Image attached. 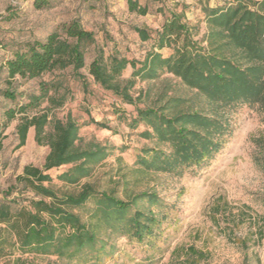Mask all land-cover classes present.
<instances>
[{
    "label": "rangeland",
    "instance_id": "374dc122",
    "mask_svg": "<svg viewBox=\"0 0 264 264\" xmlns=\"http://www.w3.org/2000/svg\"><path fill=\"white\" fill-rule=\"evenodd\" d=\"M35 1L0 0V91L11 89L17 93L14 101L0 94V191L14 183L26 165L42 166L45 162L49 146L37 143L34 128L29 130L25 145L17 148L20 114L7 121L6 111L16 108L29 95L40 93L42 83H47L53 101L45 99L29 114L49 112L52 121L71 115L80 125L77 145L83 150L102 148L106 153L93 176L82 183L96 182L99 190L108 192L117 189L118 197L127 201L131 198L123 192V185H118L126 173L133 181L129 187L132 195L155 193L159 197L158 203L139 200L130 210L131 214L136 208L154 212L161 221L157 235L138 242L108 232L105 238L115 249L105 264L178 263L188 257L186 249L190 246L202 252L199 264H264V114L258 105L219 107L166 70H160L152 79L136 78L130 92L134 97L141 94V98L132 105L96 83L86 68L80 70L82 76L69 67L32 80L18 77L11 81L4 69L5 61L22 43L43 39L73 19H79L96 36V43L88 48L87 63L100 50L105 56L115 54L143 61L154 41H142L134 28L144 27L155 36L171 13L183 15L193 27L195 39L205 46L208 30L204 7L234 0H136L147 6L146 15L130 12L127 0H47L49 6L43 9L36 8ZM161 52L166 57L173 49ZM132 72L130 66L124 71L122 84ZM138 108L170 116L193 110L217 113L223 115L229 130L219 151L201 165L184 167L181 172L155 167L148 172H134L146 151L169 155L173 150L170 142L145 135V131H153L145 121L132 126ZM148 155L150 161H155L150 157L153 153ZM68 167L49 171L55 187L65 186L57 176ZM110 175H118L114 183L108 180ZM28 259L39 264H67L55 256Z\"/></svg>",
    "mask_w": 264,
    "mask_h": 264
},
{
    "label": "trees",
    "instance_id": "16d2710c",
    "mask_svg": "<svg viewBox=\"0 0 264 264\" xmlns=\"http://www.w3.org/2000/svg\"><path fill=\"white\" fill-rule=\"evenodd\" d=\"M127 3L130 12L148 13L147 6L136 0ZM35 6L43 9L49 3L37 0ZM204 13L208 30L205 46L195 39L193 27L181 14L171 13L155 36L144 27H135L142 41H154L143 61L115 54L105 56L100 50L87 63L88 48L96 43V36L79 19H73L60 24L45 38L28 40L17 47L5 61L6 77L8 81L18 77L32 80L69 67L82 76L80 70L86 68L96 83L134 105L141 98V94L134 97L130 92L136 78L152 79L160 70H166L219 107L246 103L258 105L264 114V0L208 5ZM165 48L173 49L166 57L161 52ZM129 66L133 69L131 78L122 84L121 77ZM0 94L12 101L17 98L11 89L1 90ZM45 99L53 101L48 84L42 83L40 93L29 95L16 108L6 111L7 121L20 114L17 148L25 145L29 130L34 128L35 140L49 146V152L42 166L26 165L15 182L0 191V261L39 264L28 257L55 256L67 264H105L115 249L105 238L108 232L138 242L156 236L161 221L154 212L136 208L131 214L130 210L139 200L158 203L159 197L155 193L132 195L129 187L133 181L126 173L118 185H123V192L131 198L127 201L118 197L117 189L108 192L99 190L96 182L82 183L93 176L95 166L106 158V153L102 148L83 150L77 145L80 125L71 115L53 121L49 112L30 115ZM143 121L153 130L145 131L146 136L170 142L173 150L169 155L153 149L146 151L134 172H148L153 167L179 171L201 165L219 151L229 130L223 115L194 110L170 116L138 108L132 126ZM51 122L52 129L47 131ZM148 153H153L150 157L155 161H150ZM63 166L69 167L57 178L65 186L55 187L49 171ZM115 176L118 175H110L108 180L114 183ZM186 252L187 258L171 264H199L202 252L193 246Z\"/></svg>",
    "mask_w": 264,
    "mask_h": 264
}]
</instances>
